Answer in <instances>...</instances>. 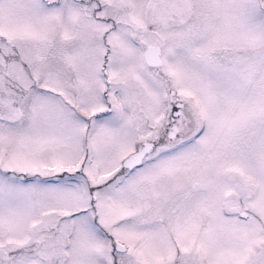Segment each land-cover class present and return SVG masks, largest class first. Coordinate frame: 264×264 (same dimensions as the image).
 Here are the masks:
<instances>
[{"label":"snow or ice","instance_id":"obj_1","mask_svg":"<svg viewBox=\"0 0 264 264\" xmlns=\"http://www.w3.org/2000/svg\"><path fill=\"white\" fill-rule=\"evenodd\" d=\"M0 264H264V0H0Z\"/></svg>","mask_w":264,"mask_h":264}]
</instances>
